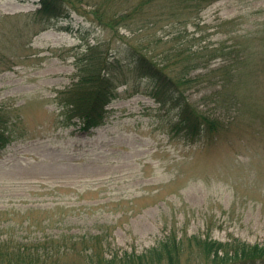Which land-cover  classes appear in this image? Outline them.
Returning a JSON list of instances; mask_svg holds the SVG:
<instances>
[{
	"label": "rangeland",
	"instance_id": "374dc122",
	"mask_svg": "<svg viewBox=\"0 0 264 264\" xmlns=\"http://www.w3.org/2000/svg\"><path fill=\"white\" fill-rule=\"evenodd\" d=\"M39 7L40 0H0V110L9 121L0 237L95 233L113 249L137 252L173 233L264 242V0H216L134 32L98 24L91 5H71L57 18L36 14ZM173 38L184 49H217L206 51L216 57L208 67L190 74L203 73V81L186 90L214 119L202 141L177 129L181 107L157 101L148 94L152 80L137 73L119 85L102 125L64 124L58 93L77 79L89 46L101 43L112 59L115 41L144 39L160 58ZM220 66L223 89L208 79Z\"/></svg>",
	"mask_w": 264,
	"mask_h": 264
},
{
	"label": "trees",
	"instance_id": "16d2710c",
	"mask_svg": "<svg viewBox=\"0 0 264 264\" xmlns=\"http://www.w3.org/2000/svg\"><path fill=\"white\" fill-rule=\"evenodd\" d=\"M162 1L165 2L158 5L157 0H40L36 14L57 18L69 15L71 5H91L98 24L112 30L124 26L134 32L158 22L160 16H166L169 22L182 20L183 14L192 16L216 0ZM175 40L173 38V45L160 53V58L145 51L148 47L144 39L115 41L112 59L111 55L101 50V43L89 46L79 58L77 79L58 93L64 124H76L75 119L82 129L102 124L108 115V105L117 97L119 85L129 84L137 73L139 77L152 80L153 86L148 94L157 101L181 107L182 117L176 125L177 129L192 142L202 141L207 133V125L213 128L214 119L192 105L186 90L203 81V73L190 74L203 64L208 67L216 57L211 55V58H206V51L216 53L217 49L206 46L198 50L191 47L184 49ZM149 42L155 44L154 49L158 48L159 39ZM122 50L128 54L125 57L130 60L127 64L118 54ZM180 67L183 69L178 70ZM222 67L225 66L211 70L214 77L208 79L212 83H219L223 89L228 76L219 73ZM8 122L0 110V149L9 140V134L4 133L8 129ZM16 235L18 237H0V264H69V258L74 261L71 264H181L184 257L189 264L190 260L191 264H264V242L251 243L238 237L221 241L209 235L184 234L178 237L177 233H173L155 246L137 252L113 249L107 245L102 234L95 233L79 235L60 231L40 237ZM193 252L199 255L195 262Z\"/></svg>",
	"mask_w": 264,
	"mask_h": 264
}]
</instances>
